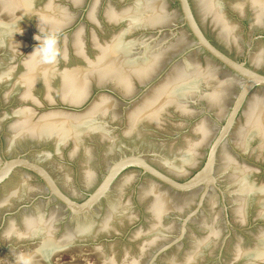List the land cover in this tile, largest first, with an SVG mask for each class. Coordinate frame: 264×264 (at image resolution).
<instances>
[{"label":"water","instance_id":"water-1","mask_svg":"<svg viewBox=\"0 0 264 264\" xmlns=\"http://www.w3.org/2000/svg\"><path fill=\"white\" fill-rule=\"evenodd\" d=\"M189 264H264V124L234 172Z\"/></svg>","mask_w":264,"mask_h":264}]
</instances>
